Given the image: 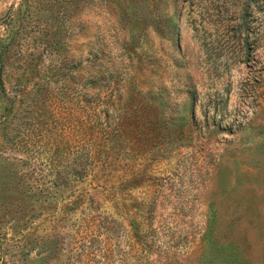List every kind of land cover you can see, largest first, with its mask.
I'll use <instances>...</instances> for the list:
<instances>
[{
	"label": "rangeland",
	"instance_id": "374dc122",
	"mask_svg": "<svg viewBox=\"0 0 264 264\" xmlns=\"http://www.w3.org/2000/svg\"><path fill=\"white\" fill-rule=\"evenodd\" d=\"M0 264H264V0H0Z\"/></svg>",
	"mask_w": 264,
	"mask_h": 264
},
{
	"label": "trees",
	"instance_id": "16d2710c",
	"mask_svg": "<svg viewBox=\"0 0 264 264\" xmlns=\"http://www.w3.org/2000/svg\"><path fill=\"white\" fill-rule=\"evenodd\" d=\"M241 19H244V17L241 16ZM243 23H244V22H243ZM237 29H238V28H237ZM236 33L238 34L237 39H239V41H241V42H243V43H246V42L248 41V38L243 39V30H240V31L236 30Z\"/></svg>",
	"mask_w": 264,
	"mask_h": 264
}]
</instances>
